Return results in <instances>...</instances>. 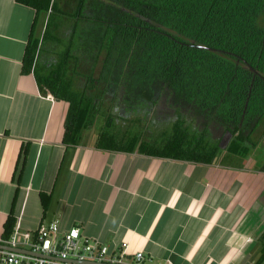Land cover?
Masks as SVG:
<instances>
[{
	"label": "trees",
	"instance_id": "trees-1",
	"mask_svg": "<svg viewBox=\"0 0 264 264\" xmlns=\"http://www.w3.org/2000/svg\"><path fill=\"white\" fill-rule=\"evenodd\" d=\"M16 1L35 10L22 72L33 70L43 95L67 103L65 145L96 126L95 149L204 164L222 152L235 163L258 146L264 0ZM44 16L40 40L34 31ZM212 129L231 134L224 149ZM23 167L16 165V181ZM16 197L1 243L13 234ZM50 197L40 192L43 218ZM258 242L254 264H264V231Z\"/></svg>",
	"mask_w": 264,
	"mask_h": 264
},
{
	"label": "crops",
	"instance_id": "crops-1",
	"mask_svg": "<svg viewBox=\"0 0 264 264\" xmlns=\"http://www.w3.org/2000/svg\"><path fill=\"white\" fill-rule=\"evenodd\" d=\"M34 17L32 7L0 0V240L16 192L14 229L77 226L111 249L124 245L129 258L143 252L140 264H254L264 200L246 186L250 173L234 174L239 166L98 150L95 132L62 142L67 103L43 95L33 70L22 72ZM45 24L40 17V40ZM36 63L41 71V42ZM16 165H24L18 181ZM42 191L51 195L44 218Z\"/></svg>",
	"mask_w": 264,
	"mask_h": 264
},
{
	"label": "built area",
	"instance_id": "built-area-1",
	"mask_svg": "<svg viewBox=\"0 0 264 264\" xmlns=\"http://www.w3.org/2000/svg\"><path fill=\"white\" fill-rule=\"evenodd\" d=\"M2 243L22 250L0 248V264H140L144 260L143 252L137 251L129 258L124 245L111 249L101 241L81 234L77 226L61 234L57 222L40 224L33 233L16 227L11 237ZM32 253L46 254L49 258ZM152 264L172 262L167 259Z\"/></svg>",
	"mask_w": 264,
	"mask_h": 264
},
{
	"label": "rangeland",
	"instance_id": "rangeland-1",
	"mask_svg": "<svg viewBox=\"0 0 264 264\" xmlns=\"http://www.w3.org/2000/svg\"><path fill=\"white\" fill-rule=\"evenodd\" d=\"M97 130H99L98 127L92 126L91 128H88L87 130H85L84 132H86L87 134H94V132L96 133ZM262 131H263L262 126H260L252 134V138L260 140V142H259L258 146L252 150V152L250 153L251 155L249 154L246 157H243L242 159L236 157L234 159L236 161L235 163H232L233 161L230 162V160H227V159H222V156H219L217 158V161H221L224 164H230V163L235 164V165H227V166H236V167L239 166L240 168L237 169V174L234 173L237 177L238 176L240 177V176L244 175L245 173H247L246 175H248V173H250L246 178V186L248 188L250 187V189L255 194V197H257V195L258 196L262 195V197H263L262 200H264V188H263L264 187V170H260L262 168V166H263L262 164L264 162V134L262 133ZM218 143H219V146L222 145L223 147H226V145L228 144V138H226L225 140L222 141V139L218 137ZM224 154L225 153L222 152L221 155H224ZM230 157H231V155H230ZM252 165H254L255 168H253ZM252 168L255 171H258V169L260 171L256 172V173H252L251 172ZM214 176L216 177L215 179H218V177L216 175H214ZM256 185H259L261 187H257ZM250 193L251 192L249 190H247V194H248L247 196H250ZM257 206L260 207L261 205H257ZM257 230L255 229L254 232H252V234L249 236L252 238L255 237ZM254 254L258 255V253H254Z\"/></svg>",
	"mask_w": 264,
	"mask_h": 264
},
{
	"label": "water",
	"instance_id": "water-1",
	"mask_svg": "<svg viewBox=\"0 0 264 264\" xmlns=\"http://www.w3.org/2000/svg\"><path fill=\"white\" fill-rule=\"evenodd\" d=\"M231 137V134H229V137L228 139ZM220 147H223L222 145H220ZM0 248L2 249H7V250H12V251H16V252H19L20 250L22 249H19V248H15V247H11V246H8V245H2L0 244ZM29 252V251H28ZM36 256H41V257H45V258H49V255H46V254H39V253H32ZM91 263V262H88V264Z\"/></svg>",
	"mask_w": 264,
	"mask_h": 264
},
{
	"label": "flooded vegetation",
	"instance_id": "flooded-vegetation-1",
	"mask_svg": "<svg viewBox=\"0 0 264 264\" xmlns=\"http://www.w3.org/2000/svg\"><path fill=\"white\" fill-rule=\"evenodd\" d=\"M161 107H163L165 109V105L164 104H162ZM211 131L213 132V137L214 138H218L219 137V138L222 139V141L229 137V135H227V136L226 135L225 136L221 135L220 131H214L213 129Z\"/></svg>",
	"mask_w": 264,
	"mask_h": 264
}]
</instances>
